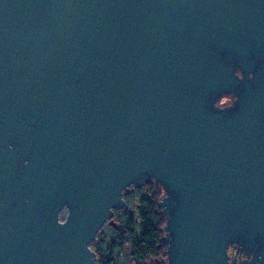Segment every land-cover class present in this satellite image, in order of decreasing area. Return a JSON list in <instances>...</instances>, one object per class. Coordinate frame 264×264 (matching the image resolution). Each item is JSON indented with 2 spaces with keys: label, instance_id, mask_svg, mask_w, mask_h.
<instances>
[{
  "label": "water",
  "instance_id": "water-1",
  "mask_svg": "<svg viewBox=\"0 0 264 264\" xmlns=\"http://www.w3.org/2000/svg\"><path fill=\"white\" fill-rule=\"evenodd\" d=\"M150 183L163 264H264V0H0V264H97Z\"/></svg>",
  "mask_w": 264,
  "mask_h": 264
},
{
  "label": "trees",
  "instance_id": "trees-1",
  "mask_svg": "<svg viewBox=\"0 0 264 264\" xmlns=\"http://www.w3.org/2000/svg\"><path fill=\"white\" fill-rule=\"evenodd\" d=\"M143 188L131 196L130 200H135V204L130 203L134 204L133 212L125 208L120 213L113 229L114 236L109 240L95 239L91 244L97 264H122L120 257L131 264H147V261L165 256V218L158 207L161 189L150 184Z\"/></svg>",
  "mask_w": 264,
  "mask_h": 264
},
{
  "label": "rangeland",
  "instance_id": "rangeland-1",
  "mask_svg": "<svg viewBox=\"0 0 264 264\" xmlns=\"http://www.w3.org/2000/svg\"><path fill=\"white\" fill-rule=\"evenodd\" d=\"M232 101H233V97H232V96H230V95H225V96H223L222 98H220V100L218 101L217 105L220 106V107L227 106V105H229ZM146 185H148V184H146ZM146 185H144V186H146ZM150 185H153V186L159 187V188L161 189L160 186L155 185V184H153V183H150ZM144 186H143V187H144ZM143 187H141V188H143ZM138 189H140V188H138ZM143 189H144V188H143ZM144 190H147V189H144ZM161 194L163 195V191H162V189H161ZM130 199H131V197L127 200V205H128L129 207H133L134 204H135V203H134L135 200L132 199V201H131ZM131 202H133L134 204H130ZM120 213H121V211H117V212L115 213V215L113 216V220H114V222L117 223V222L119 221ZM62 216H63V214L61 215V218H62ZM113 229H114L113 227H111V226L105 224V225L100 229L99 233L97 234V236H96V241H101V239H102V240H103V239H108V240L111 239V238L114 236V231H113ZM120 259H121V263H122V264H131V262L126 261L123 257H120ZM161 259H163V260H161ZM154 261H155L156 264H163V262H166V253H165V256H161V257L157 258V259L154 260ZM147 264H150V261H147Z\"/></svg>",
  "mask_w": 264,
  "mask_h": 264
},
{
  "label": "flooded vegetation",
  "instance_id": "flooded-vegetation-1",
  "mask_svg": "<svg viewBox=\"0 0 264 264\" xmlns=\"http://www.w3.org/2000/svg\"><path fill=\"white\" fill-rule=\"evenodd\" d=\"M138 189H134V190H132L131 192H130V194H128V195H126V196H124L123 197V199H124V202H125V206H124V208L123 209H121V210H118V211H123L125 208H127L129 211H130V213H132L133 211L131 210V207H129L128 205H127V200L133 195V193H135L136 191H137ZM160 209V208H159ZM161 210V209H160ZM117 211H114V213H113V216L115 215V213H116ZM113 219V218H112ZM114 221V220H113ZM115 223V222H114ZM107 224V223H106ZM108 225V224H107ZM110 226V225H109ZM116 226V224L114 225V226H111V227H115ZM150 264H156L155 263V261L154 260H151L150 261Z\"/></svg>",
  "mask_w": 264,
  "mask_h": 264
}]
</instances>
